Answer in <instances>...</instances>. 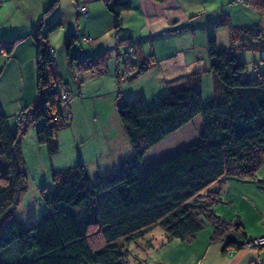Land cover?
<instances>
[{"label": "trees", "instance_id": "trees-1", "mask_svg": "<svg viewBox=\"0 0 264 264\" xmlns=\"http://www.w3.org/2000/svg\"><path fill=\"white\" fill-rule=\"evenodd\" d=\"M246 2L264 15V0ZM103 3L112 14L113 28H119L120 13L129 8V0ZM42 19L29 32L34 44L35 102L18 114L14 128L0 109V264H130L129 242L142 240L156 227L166 239L189 241L208 223L210 239L222 241L221 252L244 247L250 237L239 215L226 219L212 211L220 192L210 184L228 176L253 179L264 160V70L241 77L245 61L233 46H218L213 37L205 41L211 73L208 99L203 102L199 72L186 86L158 94L151 105L144 94L119 99L116 112L132 146L131 155L98 176H92L80 159L51 168V188L40 189L45 206L40 217L26 224L13 213L26 178L20 134L28 122H34L36 140L52 154L58 149L56 133L69 118L58 97L60 79L47 41L60 21L47 19L42 29ZM226 22L225 16L217 20ZM229 27L234 46L264 51V34L257 23ZM29 33L0 39V50L9 55L15 43ZM75 39V31L64 39L69 63L74 62L78 70L103 71L105 52L75 55L70 51ZM120 40L127 48L123 72L115 74L117 85L120 78L130 81L156 64L153 54H141L137 38ZM196 115L201 127L195 141L141 165L145 151ZM257 180L264 185L261 178ZM147 243L151 244L150 239Z\"/></svg>", "mask_w": 264, "mask_h": 264}, {"label": "rangeland", "instance_id": "rangeland-1", "mask_svg": "<svg viewBox=\"0 0 264 264\" xmlns=\"http://www.w3.org/2000/svg\"><path fill=\"white\" fill-rule=\"evenodd\" d=\"M52 1L49 0L45 6V9L50 8L47 9V12L37 15L33 19L30 15H26L25 18L22 17L24 10L28 9V1L21 0L23 5L14 12H12V9L14 8L13 3L17 2L16 0L8 2V4L11 3L9 12L0 10V23L3 24L0 27V34L8 37L17 33L13 30L14 28H22L23 33L18 34H28L30 30L27 32L25 30L32 29L31 27L37 23L40 17H46L47 15L50 21L52 20L51 22L60 21L59 25H62L58 29L49 32L47 41L53 55L58 50V61L55 57L54 61L60 80L56 84L59 91L58 97L61 100V105L64 106L63 114H66L65 111L69 113H67L69 117L67 119L68 124L58 129L56 133L58 149L52 154H48L45 144L36 140L35 130L37 125L34 122H28L24 132L19 136L22 165L26 178L25 188L19 195V201L13 209V213L26 224L36 221L45 211L40 189L42 187L46 190L51 188V168H61L77 161L79 154L77 148H75L76 144H81L80 154L82 158L106 152L108 149L104 146V143L107 138H109L112 149L116 148V150L123 151L120 158L131 155L132 146L120 125V120L116 114L118 103L115 100L120 99L121 101L138 94H144L147 103L151 105L155 102L156 96L164 93L166 89L164 82L157 81L158 79L162 80V77L157 76L156 70L137 74L130 81L120 78L119 85H117L114 72L116 69H121L122 59H119L118 65H116L114 44L111 43L107 31L97 38L100 42L95 47L96 49H92V45L87 44L90 48L87 49V55L102 50L105 52L104 70L98 72L97 70L86 69L88 74L92 76L83 79L75 67V63L70 64L64 54V39L68 33L75 31L77 39L70 46V51L78 56L85 55L86 53H80L79 51L86 52L81 47V43H83L81 40L87 43L94 40L97 36L94 27L101 26L103 19L101 17L93 19L94 23L88 24L87 31H84L82 35L78 30L83 27L85 20H83V13L79 10V5L81 3L85 5L86 1L57 0L54 5L50 6ZM76 1L78 2L77 9L75 6ZM246 1L196 0L195 3L190 1V9L194 13L189 15V18L190 16L194 17L193 22L185 26L178 24L175 33L168 36L170 41H173L174 38V41L179 39L181 44L186 43V48H184L186 54L197 55L203 61L201 83L203 102L211 95V73L208 69L205 46H203L202 52L199 53V47L195 45L200 42L202 44L207 38L213 37L218 46H233L238 58L246 63V69L241 73V77H251L264 70V51L261 49L238 48L234 46L236 40L231 39L230 36L229 25L250 23H257L264 34V15ZM29 5L32 10L33 3L31 1H29ZM10 13H12L11 21L5 23ZM222 16L227 17L228 22L224 24L217 23V20ZM44 19L40 23L43 26L42 29H44L47 21L46 18ZM83 36L88 38H83ZM26 39L33 43L30 33L26 36ZM108 48H110V51ZM119 49H121V56H123L125 50L123 47ZM10 56L5 51H0V109L7 116L9 126L14 128L16 125L15 118L22 110L26 111L25 106L30 107L35 102L37 92L34 61L18 69L13 65ZM169 67L167 66V68ZM119 73L121 72L119 71ZM79 85H81L80 89ZM117 88L121 90V96L115 94L117 95L115 99V97L112 98V91L116 92ZM67 108H70V111ZM71 113L74 114L73 122L70 117ZM70 123H72V127ZM151 158L150 154L146 153L141 165L151 164L158 160L151 162ZM67 160H70L71 163H68ZM52 162L53 164H51ZM90 174L93 173L90 172ZM257 178L264 181V160L257 167L253 179L243 180L228 176L222 181L217 180L210 184L211 188H218L220 192V200L213 203L211 206L212 211L226 219H233L238 214L244 231L247 237L250 238L257 237L259 234L264 235V185L260 184ZM211 232L212 226L208 223L196 234L193 240L181 241L175 237L166 239L163 230L156 227L142 240L129 242L127 247H129L128 252L130 254L127 260L130 264H136L138 261H142L143 264H222L224 258L230 257L236 250H230L231 254L229 251L222 253L219 243L209 242ZM148 239H150L151 244L147 243ZM262 245L264 243L257 247Z\"/></svg>", "mask_w": 264, "mask_h": 264}, {"label": "crops", "instance_id": "crops-1", "mask_svg": "<svg viewBox=\"0 0 264 264\" xmlns=\"http://www.w3.org/2000/svg\"><path fill=\"white\" fill-rule=\"evenodd\" d=\"M10 1L12 0H0V10H5V12H9V6L11 5V3L8 4V2ZM16 1L17 2L13 3L14 8L12 9V12H14L16 9H20L23 5L21 4V0ZM24 1H28V9L24 10V12L22 13V17L25 18L26 15H30L31 19L41 13L43 14V10L45 9L46 4L49 2V0ZM29 1L33 3L32 10L29 5ZM85 1L86 11H81V13H83L82 17L85 22H83V27L78 30L79 33L83 35L84 31H87V25L90 23L93 24V19H95L96 17H101L103 19V24L97 28L94 27V31L97 33V36L94 40L87 43L80 39L81 42L84 43H81V47L86 51L82 52L81 50H79L80 53H88L87 49L89 47L87 46V44L92 45V49H96L95 47H97L100 42L97 38L100 37L102 33L107 31L108 35L110 36L109 38L111 39V43L114 44L113 50L117 63L115 64L118 65V60L123 58V56H121L122 51L119 48L123 47L124 50H126L127 48V45L124 40L120 39L125 38L126 40H128L137 38L140 43L141 54L148 55L151 53L156 59V64H150V66H148L149 68L141 73H147L152 70H156L157 76L162 77V80L158 79L157 81L164 82L166 85V89L186 86L187 84H189V81H191V76L197 72L200 73V79L202 83V69L204 67L203 61L200 60L197 55L195 56L192 54H186V52L184 51V48H186L185 45H187L186 43L183 42L181 44L179 39L174 41V38L172 39L173 41H170V37H168L169 35L175 33L178 24H181V26H185L193 22L194 17L190 16L189 18V15H193L194 13L190 9V1L195 3L196 0H129V8L120 13V27L117 29L113 28L112 30V14L105 7L103 0ZM77 5L78 2L76 1V9ZM81 5H83V3H81ZM11 14L12 13H10L9 18L5 20V23L11 21ZM48 17L49 16L47 15L44 18L49 19ZM19 23L21 24L22 22ZM2 25L3 24L0 23V27ZM59 27H57L56 29H58ZM13 30L17 32L15 34L23 33L22 28H14ZM29 30L31 31V29H28L25 30V32ZM7 37L8 36L0 34V39ZM167 40L168 42H166ZM195 46L199 47L198 50L199 53H201L203 46H205V42H202V44L200 42ZM108 49L110 51V48ZM57 53L58 50L56 53H54V57L58 61ZM9 55H11L10 57H12L11 59L13 65L18 69H21L24 65H27L29 62L34 61V44L29 42L25 36V38H23L22 40L20 39L18 42L15 43L12 52ZM167 66L170 67L167 68ZM78 71L80 72V75L83 77V79L92 76L89 75L86 70ZM119 71L121 73L123 72V63L120 70H115L114 75L116 73H119ZM80 86L81 85H79V89ZM112 93V98L115 97L116 99L117 95L121 96V90H119V88H117L116 92L112 91ZM115 101H117L118 103L119 100ZM67 109L70 111V108ZM70 117L72 118L73 122L74 114L72 115L71 113ZM70 125L72 127V123H70ZM200 127L201 119L200 116L196 115L190 121L180 126L174 132L170 133L168 136H166L161 141H159L158 143L150 147L147 151H145L143 158L146 156V153H149L152 157L150 160L152 162L167 155L168 153H171L183 146L190 144L198 138ZM105 141L106 142L104 143V146L108 149L106 152L92 157L88 156L87 158L81 157V144H76L75 148H77V152L79 154L77 159H80L84 163L89 173H93L92 176H98L111 170H114L122 159V157L120 158V156L122 155L123 151H121L120 149L116 150V148L112 149L111 143L109 142V138H107ZM67 162L71 163L70 160H67ZM51 164H53V162ZM260 235L263 234H259L258 236ZM211 241L213 240L209 238V242ZM213 242L219 243L221 251L222 241L214 240ZM229 253L231 254V252ZM222 264H264V245L251 249L245 247L237 249L231 254L230 257H225L222 261Z\"/></svg>", "mask_w": 264, "mask_h": 264}, {"label": "built area", "instance_id": "built-area-1", "mask_svg": "<svg viewBox=\"0 0 264 264\" xmlns=\"http://www.w3.org/2000/svg\"><path fill=\"white\" fill-rule=\"evenodd\" d=\"M79 10L82 11V12H85L86 11L85 5H80L79 6ZM83 38L87 39L88 37L83 36ZM263 243H264V235H260V236H257V237H252L249 240H247L244 243V246L245 247H257V246H259V245H261Z\"/></svg>", "mask_w": 264, "mask_h": 264}]
</instances>
